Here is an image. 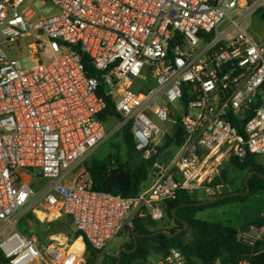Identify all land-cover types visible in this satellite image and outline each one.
<instances>
[{"label": "built area", "instance_id": "2783aa9c", "mask_svg": "<svg viewBox=\"0 0 264 264\" xmlns=\"http://www.w3.org/2000/svg\"><path fill=\"white\" fill-rule=\"evenodd\" d=\"M34 2L0 0V264H90L87 243L100 258L134 219L162 221L179 190L214 191L231 158L264 156V20L260 41L248 32L264 0H41L49 16ZM28 39L32 66L10 54ZM127 126L153 160L150 186L130 198L93 190L82 164ZM179 129L182 144L166 147ZM23 212L69 218L84 249L23 233ZM153 264L191 263L171 248Z\"/></svg>", "mask_w": 264, "mask_h": 264}, {"label": "trees", "instance_id": "16d2710c", "mask_svg": "<svg viewBox=\"0 0 264 264\" xmlns=\"http://www.w3.org/2000/svg\"><path fill=\"white\" fill-rule=\"evenodd\" d=\"M88 68V57L84 58ZM108 106L101 115L103 120L114 115L111 101L107 99ZM124 144L127 148L129 159L118 167H112L111 160H90L85 164L92 180V188L98 192L121 195L126 198L136 197L142 191L145 182L149 178L150 167L153 160H143L134 148L129 126L122 131ZM184 140L182 131L179 129L174 138H168L166 147L172 142L181 145ZM135 158V159H133ZM230 163L237 169L256 171L248 180L250 192L248 195H230L242 193L240 191L224 193L228 196L214 202L200 206L193 205L200 202L184 190H179L174 200L165 204L166 216L175 223L174 228L165 230H152L153 222L144 219H134L133 227H127L130 233V242L123 249L112 264H145L151 255L153 245L165 257L169 249L178 248L186 256L191 264H239L248 261L250 264H264V236L262 239L248 244L239 239V230L230 225L216 222L199 220L196 218L198 211L217 207L230 202H238L250 195L264 191V165L259 163L257 157L249 154L240 160L231 158ZM217 177L211 185H219ZM247 186L244 184V192ZM219 195V196H221ZM218 196V197H219ZM67 225L71 224L69 218L64 217ZM254 226L258 229L264 227V217L258 220ZM186 227V228H185ZM74 239H78L79 232L73 233ZM89 263L92 264L97 258L98 252L87 243Z\"/></svg>", "mask_w": 264, "mask_h": 264}, {"label": "rangeland", "instance_id": "374dc122", "mask_svg": "<svg viewBox=\"0 0 264 264\" xmlns=\"http://www.w3.org/2000/svg\"><path fill=\"white\" fill-rule=\"evenodd\" d=\"M34 6L42 12L43 16H49L57 12L56 7L52 4L43 5L41 0H35ZM264 20V9L256 12L252 16L251 26L249 28V35L256 41H260L262 36V23ZM37 39L43 43H46L44 37H37ZM33 43V40H25L24 42L12 46L10 54L12 56L19 57L28 66L35 65L30 61V55L28 53L29 45ZM43 55L46 61L53 59L54 55L52 51L46 47L43 51ZM118 121L113 118L106 120V128L109 133H112L114 129L118 127ZM179 152L178 148L172 146L168 151L164 152L160 156V162L167 164L174 156ZM111 160L112 167H118L129 159L127 148L124 144L122 133H116L110 136L101 146L95 149L89 158L82 164H85L90 160ZM135 159V158H133ZM259 163L264 165V156L257 157ZM86 168V167H85ZM249 175V170H240L235 168L230 161L226 162L224 169L220 174L219 187L215 191H211L214 198L224 193L231 192H244V181ZM150 180L145 182V187H149ZM34 186H43L44 182L36 180L33 183ZM218 186V185H217ZM217 186L211 185L216 188ZM207 192L204 188H201L194 194V198L198 199L202 195H206ZM197 219L216 222L224 225H230L240 230L239 239L244 242L243 236L251 235L252 227L254 224L264 217V191L254 193L246 199L238 202H230L217 207L206 208L200 210L197 215ZM175 223L166 216L162 221L153 223L152 230H165L174 228ZM19 229L25 234L33 235L39 242L44 243L48 240L55 239L61 234L74 238L73 233L76 228L70 224L67 225L65 218L53 219L42 223L39 221L32 212H23L21 220L19 222ZM247 239L255 242L257 239L246 237ZM130 242V233L125 228L104 250L101 257H97L92 264H112L113 260L118 257V253L123 249L124 245ZM160 253L156 249V245H153L151 255L148 257L145 264H153ZM197 264H202L197 262Z\"/></svg>", "mask_w": 264, "mask_h": 264}, {"label": "water", "instance_id": "95a60500", "mask_svg": "<svg viewBox=\"0 0 264 264\" xmlns=\"http://www.w3.org/2000/svg\"><path fill=\"white\" fill-rule=\"evenodd\" d=\"M253 174H257V172H256V171H251V172L249 173V175L247 176V178H246L245 181H244V184H245L246 186L248 185V180H249V178H250L251 175H253ZM249 192H250V189H249V187L247 186L245 192H243V193H232V194H230V195H237V194L248 195ZM227 196H228L227 194H225V195H221V196H219V197H217V198H214V199H211V200L196 202V203H194L193 205H195V206H200V205H203V204H207V203H210V202L217 201V200H219V199H224V198H226ZM185 228H186V227H185ZM122 251H125V249H121V250L119 251V253H118V256H119V257H120V254H121Z\"/></svg>", "mask_w": 264, "mask_h": 264}, {"label": "bare ground", "instance_id": "6f19581e", "mask_svg": "<svg viewBox=\"0 0 264 264\" xmlns=\"http://www.w3.org/2000/svg\"><path fill=\"white\" fill-rule=\"evenodd\" d=\"M41 218H44L45 220H49V218H45L44 214L40 211H38L37 213ZM74 248H76L79 252L82 251L83 249V243H82V240L81 239H78L75 241L74 243Z\"/></svg>", "mask_w": 264, "mask_h": 264}, {"label": "crops", "instance_id": "0c3cea01", "mask_svg": "<svg viewBox=\"0 0 264 264\" xmlns=\"http://www.w3.org/2000/svg\"><path fill=\"white\" fill-rule=\"evenodd\" d=\"M215 191V190H214ZM207 192V194L206 195H202L201 197H199L197 200H200V201H207V200H211V199H214V196H212V194H211V192H208V191H206ZM217 198V197H216ZM199 212V211H198ZM197 212V213H198ZM197 215V214H196ZM197 218V217H196ZM236 228V227H235ZM253 228H256V227H252V231H251V233L253 232ZM237 230H239L238 228H236ZM239 232H240V230H239ZM80 239V238H79ZM78 240V239H77ZM76 241V240H75ZM83 243V242H82ZM83 249H84V244H83ZM82 249V250H83Z\"/></svg>", "mask_w": 264, "mask_h": 264}]
</instances>
